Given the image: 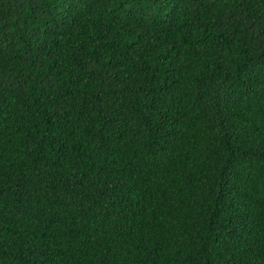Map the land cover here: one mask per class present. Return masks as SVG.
<instances>
[{
  "label": "trees",
  "instance_id": "16d2710c",
  "mask_svg": "<svg viewBox=\"0 0 264 264\" xmlns=\"http://www.w3.org/2000/svg\"><path fill=\"white\" fill-rule=\"evenodd\" d=\"M0 264H264V0H0Z\"/></svg>",
  "mask_w": 264,
  "mask_h": 264
}]
</instances>
